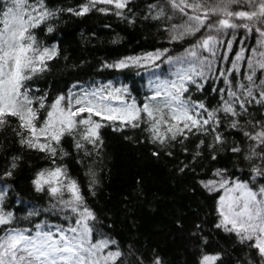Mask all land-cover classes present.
Returning <instances> with one entry per match:
<instances>
[{
	"label": "snow or ice",
	"instance_id": "obj_1",
	"mask_svg": "<svg viewBox=\"0 0 264 264\" xmlns=\"http://www.w3.org/2000/svg\"><path fill=\"white\" fill-rule=\"evenodd\" d=\"M91 13L166 34L171 47L99 62V71L149 73L142 99L111 80L77 81L54 96L39 87L52 61L69 60L40 34ZM104 129L146 149L183 195L173 221L187 242L180 255L138 246L133 201L160 199H149L143 176L120 209L97 211ZM0 155V264H264V0H0ZM24 168L32 175L22 188ZM119 212L132 217L128 240Z\"/></svg>",
	"mask_w": 264,
	"mask_h": 264
},
{
	"label": "trees",
	"instance_id": "obj_2",
	"mask_svg": "<svg viewBox=\"0 0 264 264\" xmlns=\"http://www.w3.org/2000/svg\"><path fill=\"white\" fill-rule=\"evenodd\" d=\"M49 2L52 6H75L81 0H49ZM136 2L142 4L143 0H136ZM105 25H111V28ZM117 34L120 41L116 44L111 43ZM40 37L48 44L59 41L60 47L66 50L64 54L69 56L67 62L62 58L52 61L51 71L37 81L41 89H50L53 96L58 92L66 91L77 81L83 83L95 80L106 83L111 80L116 86L127 84L132 95L140 100L147 92L149 73L140 71L137 74L136 71L127 70L99 71V62L104 59L111 61L123 55L151 51L162 45L171 47L167 43L166 34L152 23L131 27L115 16H104L99 13H91L81 18H66L60 22L53 34L45 36L41 33ZM80 61H86V63L81 67H73ZM102 131L106 140L105 151L108 155L103 165L102 191L98 199L94 201L97 211L104 213L109 209H120L122 196L132 192L134 180L138 175L143 176L149 199L152 198V193L160 199L151 207L140 201H133L136 207V219L139 221L138 246L151 244L159 247L169 256L180 255L187 242L174 230L173 221L179 214L178 209L182 208L186 201L178 190L170 186L167 169L162 163L157 164L152 161L146 149L128 144L110 129ZM64 146L69 152L72 151L70 141ZM30 162L33 165L46 166L45 161L36 159V154H31ZM67 163L72 175L80 180L86 191L87 178L84 176L83 169L71 157L67 159ZM3 165L4 158L0 155V168ZM31 175L32 172L28 168L23 169L18 178L22 188L27 185L26 178ZM25 199H33V197L27 195ZM131 219L132 217H129L125 220L123 212L118 213L120 225L118 234L122 240H128L130 235H136L128 231V223Z\"/></svg>",
	"mask_w": 264,
	"mask_h": 264
}]
</instances>
